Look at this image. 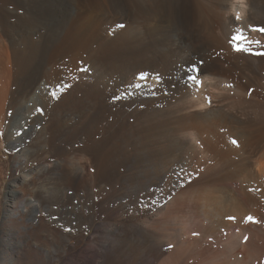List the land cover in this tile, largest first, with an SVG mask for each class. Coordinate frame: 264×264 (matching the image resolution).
I'll list each match as a JSON object with an SVG mask.
<instances>
[{"label": "bare ground", "instance_id": "obj_1", "mask_svg": "<svg viewBox=\"0 0 264 264\" xmlns=\"http://www.w3.org/2000/svg\"><path fill=\"white\" fill-rule=\"evenodd\" d=\"M26 1L0 0L1 121L9 98L31 100L49 65L45 84L58 86L59 67L71 75L69 64L87 53L96 82L84 74L67 96L57 90L54 101L63 100L43 110L27 148L10 139L23 160L6 194L4 220L13 230L1 237L0 264H19L29 242L50 253L23 224L41 225L45 214L64 229L86 223L97 234L63 264H264V0ZM47 18L55 29L41 34ZM114 79L149 96L144 111L131 113L134 124L123 113L103 123L111 109L104 82ZM114 155L163 179L176 167L170 187L151 208L134 211V222L124 217L132 201L100 185L119 177ZM85 163L97 189L86 184ZM93 195L103 199L85 222L80 208Z\"/></svg>", "mask_w": 264, "mask_h": 264}, {"label": "rangeland", "instance_id": "obj_2", "mask_svg": "<svg viewBox=\"0 0 264 264\" xmlns=\"http://www.w3.org/2000/svg\"><path fill=\"white\" fill-rule=\"evenodd\" d=\"M54 1L55 0H50V3H54ZM26 2H28V0ZM3 6L5 7L6 10H10L11 12H14L15 8L12 5H10V4L6 5L5 3H3ZM52 8L53 7H47L48 10H50ZM21 11L24 12V10H20V13H22ZM43 14H45V12ZM13 18L14 17L10 18L11 22L15 21V18L14 19ZM47 20H49V21H47L48 27L46 29H42L41 34H47L49 29L50 30L55 29V25L51 26L52 20L50 18H47ZM119 24L120 23H116L115 26H113V27L117 26L119 28H122L124 25V23H122L123 25L122 24L119 25ZM49 34H51V32ZM39 39H41V38H38L35 35L34 40L39 41ZM8 50H9V52H12L13 51L12 46L9 47ZM84 58H86V59L88 58L87 53H84L83 56L76 58L75 59L76 62L75 61H74V63L72 62L73 64L68 63L69 65H72L71 75H68V73L65 71V69H66V67H64L65 65H63V67L62 66L59 67V73L57 74V76L55 78V82L57 84H59L58 86H53V85L48 86L45 84L47 77L51 76L52 75L51 72H53L52 71L53 66L49 65L50 67L48 66L45 70V74H47V76L45 78L43 77L40 80L38 86L36 88H34L33 91H34L35 96L33 95L29 102L21 104V105L20 104L11 105L10 104L11 103L10 98H9L8 102L6 103L5 107L3 108L4 113L2 112L1 117L3 116V114H5L4 115L5 118L3 119V121H1V118H0V121L2 122V123L0 122V126H1L0 127V242H1V237H2L3 233H9L10 230H13L11 224L4 220L5 206H6V194L9 190V185H10L11 181L17 179L21 175V169L22 168L20 167L19 164L23 160L21 158L20 154L18 153V151L14 150L10 146V141H12V140L18 141L21 139L23 141V144L26 145V146H22L21 149L27 148L32 143L30 141L31 140V136L29 134L30 131L33 130L35 133V132H38L41 130V122H38L37 118H41L40 116L43 117V110L49 108V105H50V107H52L54 105V103H56V102L58 103L60 100L62 101L64 95L67 96L71 92V90L76 86V84L80 83V81L82 80V76L84 74H87V76H88V77H86V80L88 79L87 80L88 84H94L96 82L95 78H94L96 73H95L94 69L91 68L90 64L86 63V59H84ZM68 64H66V66H68ZM12 65H13L12 63H9V65L8 64L6 65V68L8 71H10V70H11V72L15 71V67H14V65L13 66ZM61 67L63 69H61ZM48 68H49V70H48ZM50 69H51V71H50ZM93 73H94V75H93ZM91 74H92V76H91ZM143 76H144V74L140 73L137 78L143 77ZM139 80L140 79H138V81ZM10 81H11V87H10L9 97H11L13 92H15L17 90V87L14 85V80H10ZM104 83H105L104 84L105 87L107 88V93L105 94V96L108 99H106V101H107L108 105L111 106L110 111H105L104 117L107 118V120L105 122H103L104 125H106V127L110 126L111 123L114 122V119L120 118L123 114L126 117V120L128 121L127 123L134 124L135 118L133 116H131V113L135 109L138 110V108L140 111H144V109L147 108V105H148L147 100H149L148 99L149 96H145L143 94V90H142L143 88L135 87L134 83H131L130 81L126 82V80H122L121 82L117 83V81H115V79H114L113 81H105ZM158 83L159 82H157V84ZM60 87H62V88H60ZM57 90H60L61 92L63 91L64 95L60 96L57 101H54L55 100L54 96H55V93ZM151 98H156V96H151ZM115 117H117V118H115ZM97 137H99V136L96 135L95 138L97 139ZM10 139H12V140H10ZM133 151L134 150L131 146L129 148V152H133ZM126 155H128V154H126ZM111 158L112 159L110 162L113 161L112 163L114 164V165L113 164L112 165L119 167L118 168L119 173L117 172L119 177L114 178V179L112 178L109 181L107 180L106 183H101L100 185H106L107 184L109 187L112 186V188L115 191L118 190V191H116L117 195H119V194L123 195L124 194L126 197H128V199H130L132 201V203H133L132 208L133 209H131L129 206L127 209L128 213L130 214L129 216H131V217H129L128 215H125L124 217L128 218L129 220L134 222L135 219L133 218V216H134V214H136L134 211H138V210L143 211V210H147L148 208H151L154 204H156V202H158L160 200L162 192H164V190L166 188L170 187V185L172 184V181L174 180V176L176 174V167L173 166L171 168L170 174L163 179V178H161L160 173L159 174L158 173L157 174L156 173H150L149 174V172H148L147 174H149V175H147V174H141V173H143V171H141V170L136 171V172H135V170L134 171L129 170L128 165L132 161L130 160V158H128V157L126 158V156L114 155ZM122 161H124V162H122ZM127 161L129 162V164ZM87 164L85 163V166H84L85 175H86V179H87L86 184L88 185V187H91V188L94 187L95 189H97L98 183L96 182V184H97V187H96L95 180H93L94 179V176H93L94 168L92 169V167L89 164L88 165ZM122 175L124 176V178ZM129 175L130 176L132 175V177L134 179L129 180V177H130ZM137 178H139L141 181ZM136 182L138 184H142V185H138ZM145 186H146V188H144ZM136 188H138V189H136ZM23 192L25 193L24 195L26 197L27 196L29 197L30 194L32 193V191L29 187H24ZM118 192H119V194H118ZM128 192L131 194H129ZM84 199H83V205L81 206L80 210H81V212H83L82 215H83L84 221L87 222L88 221L87 217H89L88 215L92 213L91 211L95 210L94 205L100 204L99 203L101 201L100 199H103V196H97V195H93L90 197L86 196ZM88 200H89V202H88ZM91 200H92V203H91ZM87 204H88V206H87ZM98 207H99V205H98ZM91 208H93V209L91 210ZM82 209H84V210H82ZM151 212H152V214H155L158 212V210L151 211ZM170 216L172 217V213L170 214ZM43 217L45 219V222H43L41 225L37 220H33L30 222H27L25 220L23 224L29 225L33 228L30 231H31V234H32L33 239L35 241L49 245V247L51 249L50 253L49 254L46 253L43 249L38 247L33 242H29L28 243L29 249L24 248V250H26V253H21V255H20L21 260H20L19 264H63L66 261V259L68 261L72 258V257L70 258V256H68L69 254L73 253L77 249H83L84 247H86L90 243L91 239H93L95 236H97V234L95 233V230L92 228H89L86 225V223L83 224V227L80 229H75V228L64 229L61 226L50 222L51 218H49L46 214ZM124 217H120L119 214L116 215V218H119L121 220ZM160 218H161V216H160ZM84 225H85V227H84ZM21 226H22V223L20 221L16 220L14 227L19 229ZM175 226H176V228L179 227L178 224H174V227ZM159 232H160V230H159ZM64 250H66V253L64 252ZM170 251H171V247L169 246V252ZM166 254L168 255L169 253H166ZM195 264H201V263L198 260H195Z\"/></svg>", "mask_w": 264, "mask_h": 264}, {"label": "snow or ice", "instance_id": "obj_3", "mask_svg": "<svg viewBox=\"0 0 264 264\" xmlns=\"http://www.w3.org/2000/svg\"><path fill=\"white\" fill-rule=\"evenodd\" d=\"M261 31H264V29H261ZM238 51H240L241 49L237 48ZM249 220H252L251 217L248 218Z\"/></svg>", "mask_w": 264, "mask_h": 264}]
</instances>
